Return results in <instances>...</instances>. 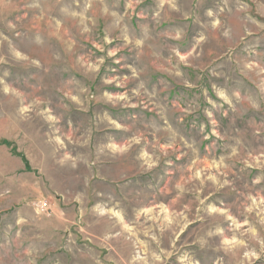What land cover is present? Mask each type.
I'll use <instances>...</instances> for the list:
<instances>
[{"label": "rangeland", "instance_id": "obj_1", "mask_svg": "<svg viewBox=\"0 0 264 264\" xmlns=\"http://www.w3.org/2000/svg\"><path fill=\"white\" fill-rule=\"evenodd\" d=\"M0 264H264V0H0Z\"/></svg>", "mask_w": 264, "mask_h": 264}, {"label": "trees", "instance_id": "obj_2", "mask_svg": "<svg viewBox=\"0 0 264 264\" xmlns=\"http://www.w3.org/2000/svg\"><path fill=\"white\" fill-rule=\"evenodd\" d=\"M4 142L6 143V140H4L3 143H4Z\"/></svg>", "mask_w": 264, "mask_h": 264}]
</instances>
